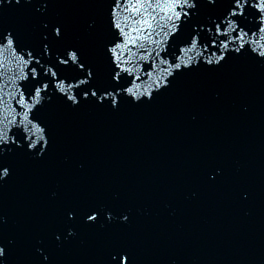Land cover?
<instances>
[{"label":"snow or ice","instance_id":"snow-or-ice-1","mask_svg":"<svg viewBox=\"0 0 264 264\" xmlns=\"http://www.w3.org/2000/svg\"><path fill=\"white\" fill-rule=\"evenodd\" d=\"M4 2L5 0H0V5H3ZM7 2L12 4L13 0H7ZM14 2L19 5L22 0H14ZM28 2H34V0H28ZM35 2L47 8L52 0H35ZM91 2H100V0H91ZM201 5H206L218 14L209 17L210 24L208 25L195 24L193 26L192 21L194 17L199 15ZM123 13H127V15L123 16L122 19ZM107 18L108 38L106 42L104 36L95 33L94 24L90 23L87 26L90 30L88 34L97 39L106 60L107 78L105 80H98L97 70L93 64L85 59L84 52L79 47L69 44L56 57L59 65L77 71V75L73 79L77 81L75 87L79 91L75 95L68 94L62 85L58 88L60 93L58 98L63 100L69 107L78 106L81 100L91 99L98 105L107 104L115 111L120 106L117 97L121 95V92L127 93L133 101L140 99L139 94L135 93L132 87L120 83L125 74L133 75L131 67H127L131 64V61L125 58L127 53L124 50L139 49L147 57H151L153 52L147 51L146 37H152L153 34L157 37L163 34L164 37L163 39H152L151 41L152 44L157 46L153 51L155 56L161 59V63L168 64L160 57L159 46H167L169 38L185 45V47L177 45V59H179L181 53L187 57L186 60L173 61L170 66L164 68V71L168 74L164 77L166 82L162 85L157 83V87L154 89L157 92L161 88L166 90L171 86L172 81L168 79V76H172L173 73L179 75L184 69L191 70L193 56L190 54L197 49L200 43L198 35L203 34L205 28L208 31H212L214 28V35L219 38L213 39L211 42L214 49L219 46L222 50V54L215 60V66L221 67L223 63L227 62V56L224 53L229 55L232 53L238 55L244 53L257 54L261 58L260 62L264 63V44H262V41H264V0H111ZM186 24L192 30L187 38H183L182 33ZM43 28L46 31L41 34L42 54H50L52 44L66 42L67 30L63 23L46 22L43 24ZM157 28H159V31H157ZM229 45H231V48H229ZM4 49L17 54L19 63L27 66L34 61L35 65L39 66V71L37 67L33 66L30 75L21 73L19 77L21 80L28 81L30 79L31 81L30 87H28V96L32 98V104L25 112V117H27L33 108H36L37 105H43L45 97L48 96L47 89L53 85L57 73L50 70L45 71L44 65L41 64L40 59L32 51L26 53L30 59L25 61L24 55H20V33L0 27V50ZM196 55L199 56L200 53H196ZM141 59H145V56L141 55ZM148 62L154 69L155 61ZM205 63L212 66L214 62L212 59H208ZM3 67V63L0 62V70ZM146 75L150 76L151 73L147 72ZM134 78L140 79L139 76ZM128 83L131 84L132 81L129 80ZM153 98L149 93L147 101L142 100L141 102H151ZM18 100L20 105L23 106V91H21ZM3 102L2 97H0V103ZM9 123L16 126L15 119L9 120ZM26 131L35 136L38 132L42 133L44 129L32 124L31 127L26 128ZM11 143L16 144V141L13 140ZM47 143L48 141L44 140L42 147L36 149V142L29 139L24 144V148L29 154H32L33 149L42 152ZM16 147L19 148L20 145L16 144ZM9 150L11 149L9 148L8 136L0 129V157L5 151ZM0 169L3 170L0 172V182H2L3 178L9 175V169L2 162H0ZM98 212L99 210L95 208L85 211L81 217L83 224L96 225L99 219ZM66 217L68 220L76 219L75 214L71 212L66 213ZM108 219L111 220L112 218L109 216ZM127 220L128 217L124 216L123 221L127 222ZM56 239L59 240V236ZM8 255L9 249L0 242V264H4ZM47 259L48 257H44L45 261ZM109 264H134V254L127 248H116Z\"/></svg>","mask_w":264,"mask_h":264},{"label":"water","instance_id":"water-1","mask_svg":"<svg viewBox=\"0 0 264 264\" xmlns=\"http://www.w3.org/2000/svg\"><path fill=\"white\" fill-rule=\"evenodd\" d=\"M227 92V91H225ZM258 99L255 100V104L257 102H260L261 101V97H257ZM33 113L38 116L40 115V110L38 107L34 108L33 110ZM264 120V118H263ZM114 141H117L116 138ZM254 141H257V138H255L253 140ZM121 142V143H120ZM118 143H120L118 145V148H116V143L113 144V149L114 150H117V149H124L126 150L127 154H125L124 156H118L120 160H123V161H126L127 163H130L131 161V158H132V155L134 153V149L139 147L140 144H143V146H149V147H155L157 145L156 142H154L152 139L146 141L145 143H142L137 137L135 136H131V137H127L124 141H120ZM252 142V143H253ZM103 150H101L102 152ZM104 155L107 156V154L103 153ZM255 154V150H250V153L248 154L247 158L250 162H253L254 164H258L261 166V164L264 163V145H261L260 148L258 149V153H257V156H256V159L253 157ZM98 157H100V154L97 155ZM167 159V158H166ZM197 161H200L201 159L197 158ZM120 160L116 161L117 163L120 162ZM141 161V160H140ZM157 161H161L160 159H158ZM155 161V162H157ZM107 162H110V161H107ZM247 162V160L245 161V163ZM117 163H112L111 162V166L113 167V169L116 167V164ZM172 164L171 163H168V164H163L159 169H160V172H166L167 169L171 168ZM210 172L212 171V169L209 170ZM123 173V171H121ZM100 173V177H98V180H105L108 176H110V172L108 170H100L99 171ZM84 176L86 175H89L90 172H87L84 170ZM258 174L260 175L259 171H258ZM175 175H177L178 177L180 176V170H178ZM149 176H146V178H148ZM228 191L225 190L224 191V194L223 196L226 195ZM212 197L210 196V200L212 201ZM226 203H228V199L226 200ZM232 209V208H231ZM239 210L242 212V214L244 215V217L246 216L247 214V209L245 208H239ZM234 210H230L229 212H232ZM252 219H259L257 216H256V212H254V216L251 217ZM250 219L248 218H242L241 221H239L237 223V226L235 227H232V225L230 224H226L225 222L222 223V226H224V228L226 230H228V235L231 234V232L236 228V233H235V236L232 237L233 239H230V240H240L242 241V247L246 250L245 252L247 254H249L248 256H250L251 253H253L255 251V246L256 244L255 243H252L248 240V235L247 233H242L241 232V228L246 225V224H250ZM231 223V221L229 222ZM258 224V223H257ZM256 224V225H257ZM250 228H253L254 225H249ZM190 234L194 233V238H192L191 240V244H193V246H190L191 249L193 248H197V245L198 243L200 242H205V233L208 234V239L206 241H210V247L209 249H205L204 250V257H203V260L204 261H212L213 259V262H214V259H217L218 258V248H217V245H216V241H218L220 239V236H219V227H217V225H213L212 227H209V228H203L201 226V228L199 229H196V228H192L190 231ZM227 235V236H228ZM245 239V240H243ZM193 241V242H192ZM186 252H188V250H184ZM234 251H237V250H234ZM190 252V251H189ZM236 256H239L240 255V251H238L237 253H235ZM236 258V257H235ZM211 259V260H210ZM244 259V257H243ZM243 264V263H242Z\"/></svg>","mask_w":264,"mask_h":264}]
</instances>
